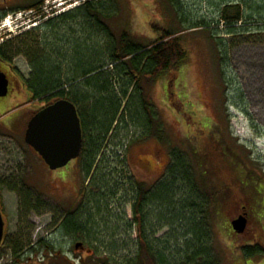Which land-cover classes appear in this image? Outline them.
I'll return each instance as SVG.
<instances>
[{
	"label": "rangeland",
	"instance_id": "rangeland-1",
	"mask_svg": "<svg viewBox=\"0 0 264 264\" xmlns=\"http://www.w3.org/2000/svg\"><path fill=\"white\" fill-rule=\"evenodd\" d=\"M82 1L45 0L38 12L7 13L0 20V43L4 41L17 47L29 36H42V41L50 45L69 46L63 42L79 36L82 28L74 27V32L59 25L60 28L54 30L42 26L47 19ZM120 2H126V11H121L122 20L119 16L112 27H122L126 22V27L138 37H155L151 23L174 27L201 22L206 25L182 35L187 58L180 68L145 87L163 125V138L131 132L125 139L121 133V142L114 138L105 152L120 153L122 157L117 161L126 165L124 169L127 168L131 176L147 184L163 177L170 163V152L176 146L193 158L195 155L203 168H208L209 180L214 178L216 186L224 193L222 214L217 215L211 225L212 246L219 264H264V252L245 256L240 251L243 244H258L264 249V0H179L185 15L181 22L165 10L160 0ZM234 5L239 6L242 20L237 24L238 30H233L235 33L224 34L230 28L221 11L228 6L227 13L231 16L235 12L231 9ZM6 19L11 31L4 25ZM27 31L32 34L24 35ZM11 51L10 62L19 76L26 79L31 67L25 48H11ZM100 56L98 59L105 58ZM14 80L18 81L15 76ZM28 96L23 90L0 97V102L6 105L0 112V210L4 220L0 264L55 263L47 258L44 248L31 251V246L43 237L52 245L63 247L56 251H69L70 264H104L106 257H110L111 263V259H115L117 264L126 256L131 257L135 250V233L127 226L129 214L124 198L128 197L124 191L110 199L107 209L102 206L96 229L98 242L63 237L56 230L66 209L74 210L82 202L88 180L81 174L76 159L51 170L23 140L29 116L44 106L34 101L20 107ZM16 111L21 113L12 132H7L3 124ZM118 143L124 146L118 149L115 147ZM224 147L233 153H227ZM110 155L107 159L112 165L116 164ZM115 169L124 177L121 164L117 163ZM236 171L241 174L242 182L250 186L249 194L238 191ZM21 188L29 191L33 200L38 195L42 201L33 203L36 211L30 212L22 222L18 217L17 194ZM241 213L245 214L247 225L238 236L228 228L229 222ZM16 232L23 237L22 243L25 240L29 243L14 254L10 246L19 241ZM75 245L81 247L75 248ZM80 253L83 254L79 260Z\"/></svg>",
	"mask_w": 264,
	"mask_h": 264
},
{
	"label": "trees",
	"instance_id": "trees-1",
	"mask_svg": "<svg viewBox=\"0 0 264 264\" xmlns=\"http://www.w3.org/2000/svg\"><path fill=\"white\" fill-rule=\"evenodd\" d=\"M160 2L169 14L178 17V21L184 20L179 0ZM126 7V2L120 0H83L78 6L47 19L42 27L48 30L62 26L75 32L74 27L82 28L79 36H70L72 41L63 42L69 45L67 47L50 45L42 41V36H29L17 47L6 42L0 44V58L7 61L13 54L11 48L24 47L26 50L24 54L31 67L29 76L22 78L30 93L27 103L39 101L45 106L65 98L77 110L82 146L76 161L88 183L82 202L74 210L66 209L56 230L63 237L98 242L96 229L102 206L107 209L110 199L124 191L128 197L124 198L129 214L127 226L135 233V250L131 257L128 255L117 264H219L212 246L211 225L216 216L222 214L224 193L216 186L214 178L209 180L208 168H203L195 155L193 158L176 146L170 152V163L163 177L147 184L131 176L128 169H124L126 165L117 161L122 157L120 153L105 152L114 138L121 142L123 138L128 139L131 132L163 138V125L145 87L180 68L187 58L182 35L206 24L188 23L174 27L151 23L155 37H138L126 27L124 20L122 27H112L119 16L122 20L121 11H126ZM231 9L235 10L231 16L227 13L228 6L221 11L230 28L224 34L235 33L233 30H238L237 24L242 20L239 6L234 5ZM6 14H0V20ZM100 55L105 58L101 59L103 56ZM121 133L123 138L119 137ZM123 146L118 143L115 147ZM226 150L233 153L229 148ZM109 154L116 164L112 165L107 159ZM117 163L128 176L117 174ZM235 176L238 191L248 193L250 186L242 182L241 174L236 171ZM22 188L17 191L21 222L30 212L36 211L34 202L42 203L40 196L33 200V195ZM249 197L252 199L251 195ZM161 230L164 232L158 235ZM228 230L233 231L231 226ZM233 234L240 235L234 231ZM15 235L20 242L10 246L14 254L23 249V244L29 243L27 240L22 243L20 232ZM48 245L50 243L41 238L31 246V251ZM240 251L245 256H253L264 249L258 244H243ZM111 260L112 263L110 257H106L103 262L116 264L115 259Z\"/></svg>",
	"mask_w": 264,
	"mask_h": 264
},
{
	"label": "water",
	"instance_id": "water-1",
	"mask_svg": "<svg viewBox=\"0 0 264 264\" xmlns=\"http://www.w3.org/2000/svg\"><path fill=\"white\" fill-rule=\"evenodd\" d=\"M8 93V79L0 71V97ZM24 141L33 148L49 169L64 167L76 159L82 146V131L75 105L65 99H57L30 117L24 131ZM247 219L244 213L230 221L236 234L245 231ZM4 235V220L0 211V246Z\"/></svg>",
	"mask_w": 264,
	"mask_h": 264
},
{
	"label": "flooded vegetation",
	"instance_id": "flooded-vegetation-1",
	"mask_svg": "<svg viewBox=\"0 0 264 264\" xmlns=\"http://www.w3.org/2000/svg\"><path fill=\"white\" fill-rule=\"evenodd\" d=\"M39 1L40 0H0V14H2V13H16V12H21V11L38 12V11H40L42 4L44 3L45 0L43 2H39ZM2 43H5V42L2 41L0 44H2ZM11 68L13 70H11ZM0 71L5 73L6 77L8 79V93L9 92H15V91H18V92L21 91L22 92L23 90L27 91L26 85L22 81V77L19 76L17 70L14 69V66L10 61H7L6 59L4 60L3 58H0ZM14 76L17 78L18 81L14 80ZM27 93H28V95L30 94L28 91H27ZM28 100H29V96L26 99V101L20 105V107H22L23 105H29V103L33 102L32 101V102L27 103ZM4 108H6V105L4 104V102L3 103L0 102V112L3 111ZM20 113H21L20 111H16L15 115H12L8 120H5L3 125H4V128L7 130V132H12L11 129L13 130L14 124L16 123V120L18 119ZM31 116L32 115H30L29 118ZM25 128H26V126H25ZM2 134H4V133H2ZM43 238H45V237H43ZM45 239L47 240V238H45ZM78 243L80 244V242H78ZM1 246H2V244H1ZM80 247L81 246L77 247L75 245V248H80ZM43 248L45 249V253L47 252V258L50 259L51 263L53 261V262H55L53 264H70L69 256L67 255V253L69 251H56L57 248H63V247H56V246L51 244V245L43 247ZM37 249H39V248H37ZM37 251L38 250H36L35 252H37ZM82 254L83 253H80V255L78 256L79 260L81 259ZM57 258H58V261H57ZM54 260H56V261H54Z\"/></svg>",
	"mask_w": 264,
	"mask_h": 264
},
{
	"label": "bare ground",
	"instance_id": "bare-ground-1",
	"mask_svg": "<svg viewBox=\"0 0 264 264\" xmlns=\"http://www.w3.org/2000/svg\"><path fill=\"white\" fill-rule=\"evenodd\" d=\"M61 5H63V4H61ZM70 7H71V6H70ZM4 25L7 26V27L9 26V20H8V19L5 20ZM32 25H33V24H32ZM33 26H34V25H33ZM9 30H10V31L12 30V29H11V26H9Z\"/></svg>",
	"mask_w": 264,
	"mask_h": 264
}]
</instances>
